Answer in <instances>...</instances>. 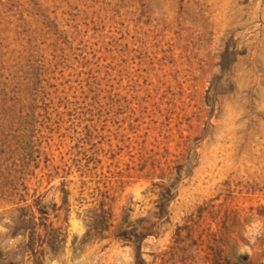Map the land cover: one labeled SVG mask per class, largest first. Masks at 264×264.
I'll use <instances>...</instances> for the list:
<instances>
[{
    "label": "rangeland",
    "instance_id": "rangeland-1",
    "mask_svg": "<svg viewBox=\"0 0 264 264\" xmlns=\"http://www.w3.org/2000/svg\"><path fill=\"white\" fill-rule=\"evenodd\" d=\"M0 264H264V0H0Z\"/></svg>",
    "mask_w": 264,
    "mask_h": 264
},
{
    "label": "trees",
    "instance_id": "trees-1",
    "mask_svg": "<svg viewBox=\"0 0 264 264\" xmlns=\"http://www.w3.org/2000/svg\"><path fill=\"white\" fill-rule=\"evenodd\" d=\"M22 249V248H21Z\"/></svg>",
    "mask_w": 264,
    "mask_h": 264
}]
</instances>
